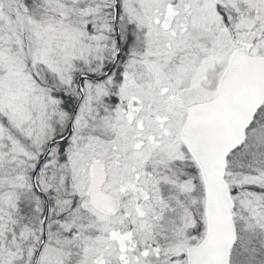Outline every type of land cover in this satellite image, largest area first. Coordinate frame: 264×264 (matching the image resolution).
<instances>
[{
	"label": "snow or ice",
	"instance_id": "1",
	"mask_svg": "<svg viewBox=\"0 0 264 264\" xmlns=\"http://www.w3.org/2000/svg\"><path fill=\"white\" fill-rule=\"evenodd\" d=\"M0 264H264V0H0Z\"/></svg>",
	"mask_w": 264,
	"mask_h": 264
}]
</instances>
